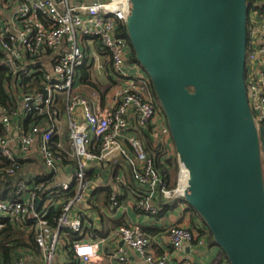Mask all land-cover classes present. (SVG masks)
<instances>
[{"label": "built area", "instance_id": "2783aa9c", "mask_svg": "<svg viewBox=\"0 0 264 264\" xmlns=\"http://www.w3.org/2000/svg\"><path fill=\"white\" fill-rule=\"evenodd\" d=\"M0 9L1 63L19 79L18 107L0 106L1 171L21 175L0 196V229L9 221L32 235L42 264H102L105 255L127 264L129 250L144 264H194L191 254L175 262L172 253L206 246L207 232L172 223V253L158 255L145 229L182 193L147 147L145 138L162 160L172 156L166 114L127 35L130 0H3ZM252 10L261 31L249 36L246 84L264 126V8ZM83 65L105 76L106 93H87ZM126 204L144 219L119 220Z\"/></svg>", "mask_w": 264, "mask_h": 264}, {"label": "water", "instance_id": "95a60500", "mask_svg": "<svg viewBox=\"0 0 264 264\" xmlns=\"http://www.w3.org/2000/svg\"><path fill=\"white\" fill-rule=\"evenodd\" d=\"M248 0H130L127 35L166 114L181 199L230 264H264V126L246 76Z\"/></svg>", "mask_w": 264, "mask_h": 264}, {"label": "trees", "instance_id": "16d2710c", "mask_svg": "<svg viewBox=\"0 0 264 264\" xmlns=\"http://www.w3.org/2000/svg\"><path fill=\"white\" fill-rule=\"evenodd\" d=\"M248 2L250 5V10L256 7L260 8V10H263L264 8V5H258V4L255 5V3L256 2L259 3L260 0H248ZM133 57H134V60H136L135 54L133 55ZM1 59H2V56L0 54V106H3L11 111L18 107V103H17L18 93L16 91L18 89L17 82L19 81V79H17L15 76H13L8 71V69L1 63ZM88 67H89L88 65H83L80 68V73L82 75V81L85 84H87V86L90 89L103 92L102 87H103V83L105 82L104 79L99 77L98 74H96L95 72L90 71ZM21 82L24 84V90H27V87H26L27 80L22 79ZM8 88H11L12 90L15 91L13 95H10L7 92ZM145 139L147 141L148 149L152 150L155 153L157 166L164 172V175L166 176L170 186L176 187L178 183V170H179V163H178L177 155H174V156L172 155L171 157L165 160H162L161 150L158 148L152 147L151 142L147 138ZM7 164L8 162L6 160L0 159V196L3 198L7 197L9 188H11L15 184L17 179L20 178L21 176L20 174H18L17 176H10L7 173L1 171V168L6 167ZM180 201L181 199H176L172 203L173 205L175 203V206H176ZM189 209L192 211V214L194 215V217H198L200 221L203 222V225L206 227L205 222L198 215L197 211L193 209L192 207H190ZM194 219L195 218H193V220ZM195 226L198 229H201V226L196 225V224ZM71 236H73L72 233H71ZM208 238L211 240V242L215 243L210 231H208ZM25 248L33 249L36 251V253L38 252V248L34 242L32 235H25L24 233L17 231L13 227V225L9 221H7L4 227L0 229V264H15L16 260L23 253L21 249H25ZM224 257H225L224 259L226 260V264H230L228 260L226 259L225 253H224Z\"/></svg>", "mask_w": 264, "mask_h": 264}, {"label": "crops", "instance_id": "0c3cea01", "mask_svg": "<svg viewBox=\"0 0 264 264\" xmlns=\"http://www.w3.org/2000/svg\"><path fill=\"white\" fill-rule=\"evenodd\" d=\"M2 2L3 0H0V6ZM6 15H7V12L5 10L2 11L0 9V18ZM260 20H261V15H259L256 10H251L249 12V18H248V32H250L249 36L251 35V31L252 32L261 31ZM97 49L99 52L102 51L101 47H98ZM102 59L104 60V56L102 57ZM262 69H264V66L262 67ZM140 71L141 73H143L142 70ZM98 76L103 78L105 81L103 83L102 90H103V93H106L109 89L108 81L104 78V76H101L100 74H98ZM104 86H107L108 88L105 89ZM84 88L86 89L87 93H90L91 91L90 88H87V87H84ZM170 140L173 143V139L171 138ZM172 202L173 201L169 202L165 210L162 211V213L158 216V218L155 221H151L150 225L147 224L145 228L153 236V242H152L151 247H152V250L158 255H167V254L172 253V249H171L172 247L170 246V241H169V238L166 232L167 227L171 225L172 223H180L182 225L191 226V227H194L195 229H198L195 226L196 224V225L201 226V229H198V230H201L200 233L201 232L208 233L209 231L207 226L205 227L203 225V222L200 221L198 217H194L187 203L184 205L180 201L175 206V203L173 205ZM116 217L120 218L119 220L126 221V222L135 221L136 219H141V220L144 219L142 215H139L133 209V207L128 204H126V208L124 210L116 214ZM193 218L195 219L193 220ZM21 250L23 252L22 255H27V257L25 258L27 260V264H42V259L40 256H37V253L35 250L30 249V248H25ZM128 252L131 258H130V262L127 264H144L143 258L136 251L129 250ZM102 253H104V251ZM30 254L34 255L35 257H31ZM190 254L194 258V264H222L223 261H225L223 251L219 248V246L211 242L209 238L207 240L206 246L204 247L186 246L178 253H172L173 261L176 262L180 259H183L186 255H190ZM102 264H112V259L108 257L107 255H105V258Z\"/></svg>", "mask_w": 264, "mask_h": 264}, {"label": "bare ground", "instance_id": "6f19581e", "mask_svg": "<svg viewBox=\"0 0 264 264\" xmlns=\"http://www.w3.org/2000/svg\"><path fill=\"white\" fill-rule=\"evenodd\" d=\"M186 177H187V171H186L185 168H183V174H182V178H181V183H180L179 189H178L181 193L184 192L185 183H186Z\"/></svg>", "mask_w": 264, "mask_h": 264}, {"label": "rangeland", "instance_id": "374dc122", "mask_svg": "<svg viewBox=\"0 0 264 264\" xmlns=\"http://www.w3.org/2000/svg\"><path fill=\"white\" fill-rule=\"evenodd\" d=\"M104 88L107 89L108 87L107 86H104ZM169 149H170V154H172L173 156L174 155H177L174 142L171 143ZM263 170H264V158H263ZM179 172H180V169L178 170V177H179Z\"/></svg>", "mask_w": 264, "mask_h": 264}]
</instances>
